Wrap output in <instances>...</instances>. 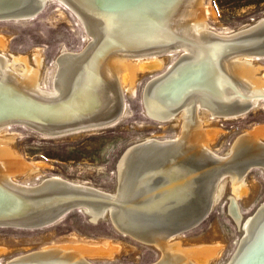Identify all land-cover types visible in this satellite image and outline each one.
Instances as JSON below:
<instances>
[{
	"label": "bare ground",
	"instance_id": "bare-ground-1",
	"mask_svg": "<svg viewBox=\"0 0 264 264\" xmlns=\"http://www.w3.org/2000/svg\"><path fill=\"white\" fill-rule=\"evenodd\" d=\"M205 2L0 0V23L30 22L35 19L33 11L59 3L76 15L88 38L84 51H71L64 46L54 66L47 67L38 48L32 58L9 57L7 39L0 37V217L32 223L38 219L37 213L60 205L63 197L68 200L77 196L70 205L63 203L62 209L76 205L91 217L93 224L113 221L122 235L156 247L162 256L151 264H212L219 247L184 248L175 238L180 239L184 229L188 232L204 222L201 219L220 203L229 183L232 190L229 213L243 235L225 264H264V200L246 219L239 203L249 192L248 173L255 168L264 171V127L244 132L226 151L215 148L223 130L212 127L218 119L242 118L259 108L264 99V76L259 75L263 67L256 65V60L264 57L225 52L219 58L220 43L212 38H231L264 22V17L236 30L220 32L207 22L209 10ZM95 37L99 40L97 46ZM167 44L176 46L161 49ZM207 46L214 51L209 53ZM175 55L172 65L178 59L187 61L188 57L203 60L200 65L214 64L213 57L219 62L223 74L220 85L223 101L219 100L222 106L214 104L205 94L217 97L208 84L206 87L196 84L193 88L178 86L167 91L171 99L165 100L166 84L161 82L171 79L173 68L180 64L177 62L146 85L143 105L146 114L159 123L180 126L182 121L181 133L166 140L147 136L128 147L118 162V187L114 192L59 177H46L31 184L38 169L21 160L11 146L16 137L9 134L10 117L24 115L48 128L60 127L51 136L47 128H42L47 133L39 134L49 138L96 133L117 124L129 113L122 102V93L135 88L141 73L160 68L166 58ZM145 96L153 100L144 104ZM93 113L104 119L89 126L69 124L83 123ZM106 119L111 120L105 122ZM64 125L68 128L63 129ZM171 157L175 162H171ZM21 173L27 175L18 178ZM163 181L166 188L161 189ZM69 191L75 193L59 196ZM57 213L56 210L54 214ZM43 218L49 221L53 217ZM198 221L201 222L191 228ZM5 251L0 247V253ZM117 251L114 245L53 244L26 251L0 264H100L93 259L112 258Z\"/></svg>",
	"mask_w": 264,
	"mask_h": 264
},
{
	"label": "rangeland",
	"instance_id": "rangeland-1",
	"mask_svg": "<svg viewBox=\"0 0 264 264\" xmlns=\"http://www.w3.org/2000/svg\"><path fill=\"white\" fill-rule=\"evenodd\" d=\"M205 4L209 10L206 15L207 22L220 32L225 29L236 30L264 17V0H206ZM0 37L7 39L9 57L15 55L32 58L33 51L38 48L43 52L47 67L54 66V61L64 46L71 51H84L88 45L81 22L70 9L59 3L48 5L30 22L17 20L0 23ZM175 57L176 55L166 58L160 68L139 75L135 88L130 92H123L129 113L105 130L71 137L49 138L26 126L12 125L9 134L16 138L11 146L21 160L38 169L31 184L46 177H59L111 193L118 187V162L128 147L147 136L158 140L177 138L181 133L182 121L180 126H173L171 122H156L148 117L143 105V91L146 85L156 75L162 76L172 66ZM256 65L263 67L259 75L264 76V58L256 60ZM212 127L223 130L215 141V148L228 150L244 132L264 127V99L259 108L242 118L218 119ZM26 175L21 173L17 177L23 178ZM248 181L249 192L239 199L245 219L264 200V171L261 168L251 170L248 173ZM231 193V184L228 183L225 195L204 222L182 233L180 239L175 238L183 243L184 248L205 245L219 247V254L212 264H225L243 235L229 213ZM61 219L63 221L59 220L51 227L38 230L0 228V247L7 249L5 253H0V263L26 251L53 244L118 247L112 258L93 259L100 264H151L162 256L156 247L122 235L109 220L93 224L91 217L82 209L71 210Z\"/></svg>",
	"mask_w": 264,
	"mask_h": 264
},
{
	"label": "water",
	"instance_id": "water-1",
	"mask_svg": "<svg viewBox=\"0 0 264 264\" xmlns=\"http://www.w3.org/2000/svg\"><path fill=\"white\" fill-rule=\"evenodd\" d=\"M45 9H46V6L41 7L39 9L33 11L34 13L31 14L32 17L36 18ZM3 20H6V19H3ZM122 33L123 32L119 31L118 34L122 35ZM114 39L115 38H113V37L111 38L113 43L117 44V41H115ZM212 39L215 42L220 43V49H222V52L221 51L218 52L217 56L219 58H221L225 54V52L226 53H232L235 56H239V55H242V54L248 52V53H253V54H256L258 56L264 57V22L263 21L260 22L258 25L252 27V28H249V29L242 31V32H238L237 35H234L231 38L222 39V38L215 37ZM96 41H99L98 37H95V40H94L95 45H96ZM175 46H176L175 44H167L166 46L161 47V49H164V48L169 49V48H172ZM161 49H158V50H161ZM207 49H208L209 53L214 51V50L210 49L208 46H207ZM187 59H188L187 61L183 60L182 62H181V60L178 59L175 62V64L177 62H179L180 64L177 66L174 64L175 67L173 68L174 72L172 73L173 76L171 77V79H169V80L163 79L162 80V82H161V83H163L162 85L166 84L165 85L166 90H163L165 100L171 99L170 93L167 91L175 89L178 86L182 85L183 87L189 86V88H193L194 85H196V84L199 86H202V87L203 86L206 87L205 84H208L207 86H212V90L215 92V95L217 97L213 98L210 95H208L207 93H205V92L204 93L212 99L214 104L219 103L220 106H222L219 100L223 101V99L221 98L222 97V88H220V85L222 82L221 77L223 76V74L220 72L219 62L213 57L214 64L211 65L210 63H207V64L203 63V65H200L203 60H198V59L189 58V57ZM205 60H206V58H205ZM183 62H185V64L183 66H181L183 64ZM174 65H172V66H174ZM178 66H181V67H178ZM183 98L184 97H182L181 100H183ZM148 99H150V101L153 100L152 97L145 96L144 104L145 103L147 104ZM175 99L177 100L178 98H175ZM159 100H164V99L160 98ZM122 102L124 104H126L125 100H124L123 93H122ZM171 106H172V104L168 105L167 107L170 108ZM149 107H151V106L149 105ZM164 107H165V104H164ZM95 114L93 113L92 115H90L89 116L90 118L89 117L85 118L84 121H82L83 123H81V122H74L73 123L72 122L69 124H79V125H75V126H89L92 124H97V123H99V120L104 119L103 117L95 116ZM148 117L153 119L149 115H148ZM110 120L111 119H106L105 122L110 121ZM153 120L156 122H159L155 119H153ZM7 121L11 122L12 125H24L30 129L37 131L38 133L39 132L40 133H47V132H44V129H42V128H47L50 132V133H48L50 136L55 134L52 132L58 131L60 129V127H55V129L48 128L47 125H45L44 123H40L38 121L31 120L30 118L25 117L24 115H18L16 117H10ZM66 128H68V127L65 126L63 129H66ZM63 129H61V130H63ZM102 130H105V129H101V131ZM171 158H173V160L171 162H175L176 159L174 157H171ZM171 158H170V160H171ZM186 159L192 160L194 163L196 162L195 159H193L191 157H187ZM159 174H162V173L159 172ZM162 183H163V186L162 187L159 186V188H161V189L166 188V183L164 181ZM74 193L75 192H73V191L62 192L59 196L64 195V194H69V196H70L71 194H74ZM157 194H155V196H157ZM70 197L71 198H69V199L67 198L68 200H64V197H63V200L59 201L60 205H56V206L52 207V209L48 210V211H50L49 213H48V211H43V212L37 213L35 217H37L38 219L32 223L21 222L17 219L9 217V216L7 218L0 217V228H16V229H21V230L22 229L23 230H37V229H42V228L51 226L53 223H56L59 220L61 221L62 220L61 219L62 214L66 213L67 211H70L73 209H77L79 211L80 207H78L76 205H71V207H66L64 210L62 209L61 206L63 203H68L70 205L71 202L75 201L78 198L77 196H70ZM173 200L176 201L177 199H175V197H174ZM150 202L148 203L147 207L150 205ZM57 203H58V200H57ZM151 206H152V204H151ZM56 210L58 213L55 215L54 212ZM144 210H148V208H144ZM48 215L53 217L49 221H47L45 218H43V217H46ZM87 216H89V215H87ZM205 218L206 217H204V219L202 218L201 221L202 220L204 221ZM63 220H64V218H63ZM201 221L195 222L191 226V228L196 226ZM111 223L113 224V221H111ZM191 228L189 227V229H191ZM185 231H187V229L183 230V232H185Z\"/></svg>",
	"mask_w": 264,
	"mask_h": 264
}]
</instances>
